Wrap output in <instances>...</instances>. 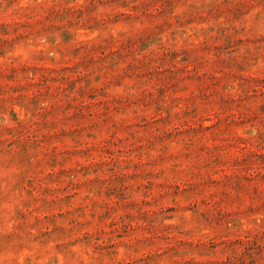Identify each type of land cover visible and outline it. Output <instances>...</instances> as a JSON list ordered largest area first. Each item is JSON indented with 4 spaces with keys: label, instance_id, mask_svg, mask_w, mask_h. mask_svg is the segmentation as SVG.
I'll return each instance as SVG.
<instances>
[{
    "label": "rangeland",
    "instance_id": "1",
    "mask_svg": "<svg viewBox=\"0 0 264 264\" xmlns=\"http://www.w3.org/2000/svg\"><path fill=\"white\" fill-rule=\"evenodd\" d=\"M0 264H264V0H0Z\"/></svg>",
    "mask_w": 264,
    "mask_h": 264
}]
</instances>
